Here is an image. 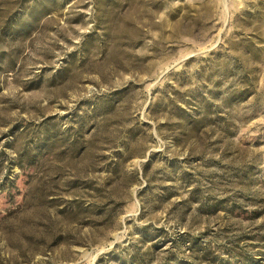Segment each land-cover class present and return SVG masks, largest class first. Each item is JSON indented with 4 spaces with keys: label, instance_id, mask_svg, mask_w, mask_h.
Returning <instances> with one entry per match:
<instances>
[{
    "label": "rangeland",
    "instance_id": "1",
    "mask_svg": "<svg viewBox=\"0 0 264 264\" xmlns=\"http://www.w3.org/2000/svg\"><path fill=\"white\" fill-rule=\"evenodd\" d=\"M0 264H264V0H0Z\"/></svg>",
    "mask_w": 264,
    "mask_h": 264
}]
</instances>
